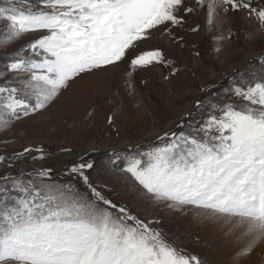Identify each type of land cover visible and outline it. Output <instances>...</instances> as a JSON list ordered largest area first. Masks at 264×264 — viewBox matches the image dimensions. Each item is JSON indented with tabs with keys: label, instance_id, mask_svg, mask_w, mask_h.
Listing matches in <instances>:
<instances>
[{
	"label": "snow or ice",
	"instance_id": "obj_1",
	"mask_svg": "<svg viewBox=\"0 0 264 264\" xmlns=\"http://www.w3.org/2000/svg\"><path fill=\"white\" fill-rule=\"evenodd\" d=\"M190 17L199 22L186 27ZM202 28L218 31L219 62L221 42L241 30L246 40L264 38V0H0V144L15 143L9 134L16 122L97 72L126 65L130 95L137 71L163 67L171 83L187 65L170 59L163 41L187 49L186 34ZM192 48L201 58L198 45ZM251 58L258 70L220 74L226 97L218 96L213 73L199 89L207 102H194L205 118L164 131L148 151L93 144L59 179L43 163L13 174L16 161L45 160L43 148L0 154V264H207L169 240L158 219L112 199L104 177L117 170L130 175L138 200L195 209L218 224L236 245L233 264H264V51ZM106 119L118 136L117 115ZM101 151L104 166L93 155Z\"/></svg>",
	"mask_w": 264,
	"mask_h": 264
},
{
	"label": "rangeland",
	"instance_id": "obj_2",
	"mask_svg": "<svg viewBox=\"0 0 264 264\" xmlns=\"http://www.w3.org/2000/svg\"><path fill=\"white\" fill-rule=\"evenodd\" d=\"M200 19H203V12ZM194 20L199 22L195 17H190L186 27L194 26ZM218 34L215 30L209 34L205 28L198 34L189 31L186 34L187 49H180L167 40L163 41L169 58L175 59L178 64L187 65L171 83L163 79L167 75V70L163 67L137 71L134 74L136 91L130 95L125 75L127 66L121 65L71 84L47 110L15 123L14 131L9 134L10 140H15V143H10L7 148L0 144L3 152L34 145L50 154L49 159H46L48 162L32 161L31 157L14 162L13 174L18 173L19 166L23 164L43 163L54 168L56 178L59 179L71 162L77 161L84 150L93 144L108 150L126 152L131 148V151L145 152L161 144L158 136L151 139L149 133L166 131L170 123L174 125L168 130L177 132L180 131L181 123L185 125V130L189 123L194 126L198 124L206 113L194 107V102L197 99L202 102L208 100V96L200 93V87L211 83L215 73L218 85H222L216 89L218 96L226 97L223 89L228 84L220 78V74H229L230 79L231 74L248 75L258 70V62L251 56L264 51V38L258 36L255 40H246L241 30L231 43L221 42L222 60L217 62L213 59V37ZM193 43L198 45L201 58L192 55ZM209 67L211 71L208 70ZM143 81H147V85ZM112 114L117 115L118 136L107 124L106 118ZM65 148L71 151L66 152ZM93 155L98 166L105 165V152ZM0 171H3L2 167ZM104 179L114 188L113 200L128 204L141 216L158 219L160 223L157 227L185 252L199 256L207 264H233L236 245L230 237L224 235L219 225L202 218L197 210L170 211L138 200L129 188L134 181L129 174H121L119 170L116 175H108ZM205 219L208 220L207 223ZM226 250L228 258L220 255Z\"/></svg>",
	"mask_w": 264,
	"mask_h": 264
},
{
	"label": "bare ground",
	"instance_id": "obj_3",
	"mask_svg": "<svg viewBox=\"0 0 264 264\" xmlns=\"http://www.w3.org/2000/svg\"><path fill=\"white\" fill-rule=\"evenodd\" d=\"M172 125H174L173 123H170V125H168L167 126V130L172 126ZM164 131H160V130H156V131H154V132H151V133H149L150 135H151V139L153 138V137H157V136H159V135H161L162 133H163ZM149 138V139H150ZM205 222L207 223L208 222V220H206L205 219ZM215 225H218V224H216L215 223ZM226 236V235H225ZM221 237V236H220ZM223 237V236H222ZM228 237V236H227ZM216 238V237H215ZM214 247V246H213ZM225 249H226V247H225ZM223 251V250H222ZM220 255H223V256H226L227 258H228V251L226 250L225 252H221L220 253Z\"/></svg>",
	"mask_w": 264,
	"mask_h": 264
},
{
	"label": "built area",
	"instance_id": "obj_4",
	"mask_svg": "<svg viewBox=\"0 0 264 264\" xmlns=\"http://www.w3.org/2000/svg\"><path fill=\"white\" fill-rule=\"evenodd\" d=\"M6 152H7V151H6ZM6 152H3V151L0 150V154H6ZM48 157H50V154L47 155V157L45 158V161H46V159H49ZM38 161H39V160H38ZM46 162H48V161H46ZM32 165H33V163H32V164L30 163V164H28V165L23 164V165L19 166V168H18L17 171H18V173H19L20 170H24L23 167H26V169H25L24 171L28 172L29 169H32Z\"/></svg>",
	"mask_w": 264,
	"mask_h": 264
}]
</instances>
